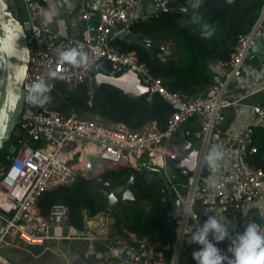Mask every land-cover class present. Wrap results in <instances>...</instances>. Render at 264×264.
Segmentation results:
<instances>
[{
  "label": "built area",
  "instance_id": "built-area-1",
  "mask_svg": "<svg viewBox=\"0 0 264 264\" xmlns=\"http://www.w3.org/2000/svg\"><path fill=\"white\" fill-rule=\"evenodd\" d=\"M151 1L157 7H167L168 3V0ZM21 3L23 19L17 13L16 17L26 36L29 59L22 83L21 113L15 126L20 141L16 151L7 153L3 163L0 161V264H13L2 251L43 247L54 239L76 237L101 240L104 252L110 258H117L119 264H180L186 236L207 219L195 209L197 205L218 211L230 225L241 230L242 208L264 198V170L248 161L256 150L252 146L254 127L264 126V102L252 105L254 125L246 126L239 133L224 134L217 126L223 120L225 109L233 103L226 94L230 84L240 75L244 61L253 57L250 49L264 33V2L250 30L238 36L228 59L215 61L218 70L212 74L206 90L193 94L172 91L161 77L153 75L137 59L134 51H121L114 43L117 25L122 26L124 34L131 32L130 26L138 20L158 15L159 12L137 16V0H103L97 11L92 0H77L76 11L86 22L79 37L61 36L51 29L43 0H21ZM95 16L96 21L92 22ZM72 48L86 54L85 64L60 62L59 54ZM158 56L162 58L161 54ZM123 66L137 73L140 83L147 88L148 98L159 95L171 106L163 129L155 121L131 128L101 116L55 108V94L66 97L80 85H86L87 93L92 94L91 71L114 74ZM41 80L51 85L49 99L43 105L28 99L31 87ZM188 122L194 130L183 127ZM181 128L184 138H191V142L200 139V149L194 170L181 168L178 179H172L166 173V166L168 159H177L183 154L180 148L183 140L178 136ZM213 131L219 135L217 141L224 156L215 185H203L201 169ZM24 133L36 138L24 137ZM32 139H38L39 145L32 146ZM141 163L157 168L165 176L158 187L162 195L169 192L180 200V215L169 212V219L176 225L171 244L138 239L132 233L116 234L107 228L111 216L108 212H101L104 214L99 218L107 229L95 233L70 225L65 204L53 205L47 215L40 213L38 199L45 190L72 184L82 176L95 178L102 191L117 193L123 183L102 178V174L118 165L139 170ZM164 251L168 257L158 263L157 253Z\"/></svg>",
  "mask_w": 264,
  "mask_h": 264
},
{
  "label": "trees",
  "instance_id": "trees-1",
  "mask_svg": "<svg viewBox=\"0 0 264 264\" xmlns=\"http://www.w3.org/2000/svg\"><path fill=\"white\" fill-rule=\"evenodd\" d=\"M263 2L264 0H203L198 11L216 30L213 37L205 40L200 38L195 26L181 27L180 22L187 19L192 12L188 0H168L167 10L159 12L156 17L138 20L130 26L131 32L141 33L158 42L166 41V37L171 34L172 41H169V44L170 46L174 44L176 50L164 58L139 42L125 41L116 37L114 43L121 51H134L137 59L145 63L153 75L161 77L172 91L201 93L206 90L212 74L218 70L215 61L228 59L238 36L247 33L259 16ZM212 63L213 65L210 66ZM148 97V93L139 96L120 94L118 89L111 88L107 84H101L96 92L88 94L86 85H80L66 97L55 94L53 102L56 104V109L64 112L71 110L78 113L85 112L126 123L131 128H139L146 122L155 121L163 129L172 108L159 95ZM189 129L194 130V127ZM19 141L20 134L14 130L8 145L5 143L0 149L2 163L7 153L16 151ZM37 145L39 142H35L34 146ZM252 146L256 150L249 155L248 161L264 170V126L254 127ZM132 171L139 174L134 187L139 196L136 201L118 202L115 207H111V210L120 208L122 211L130 212L129 215H122L116 210L111 228L118 235L127 236V233H132L138 239L171 244L175 237L176 225L169 219L171 210L168 201L169 192L162 195L158 189L163 180L158 175L157 169L145 165L138 171L120 166L106 170L102 178L123 183ZM162 196L165 200H162ZM55 204L68 206V223L78 230H84V213L88 217H93L109 209L97 180L82 176L77 177L72 184L45 190L38 199V207L42 215H47ZM256 221L262 222L260 218H256ZM189 238L190 236H186L185 246L190 247V264H195L191 253L199 245L189 244ZM227 246V240L218 243L222 251ZM94 248L96 251L105 250L101 241H95ZM84 260L86 264H119L117 258Z\"/></svg>",
  "mask_w": 264,
  "mask_h": 264
},
{
  "label": "water",
  "instance_id": "water-1",
  "mask_svg": "<svg viewBox=\"0 0 264 264\" xmlns=\"http://www.w3.org/2000/svg\"><path fill=\"white\" fill-rule=\"evenodd\" d=\"M137 1L144 8L147 16H152L156 12L168 9L166 6L157 7V4L151 0ZM15 7L16 0H0V149L9 140L11 133L15 130L21 113L23 102L22 83L29 59L26 36L20 21L16 17ZM77 25L81 26L82 32L86 22L81 20ZM122 39L139 42L157 55L171 52L170 46L155 41L141 33L126 32L122 35ZM250 53L253 54V57L250 58L253 64H257L260 60L264 59V41L262 36L256 38L255 43L250 49ZM91 76L94 92L97 91L101 84H107L111 88L118 89L120 94L139 96L147 93V88L140 83L137 73L126 66H123L114 74L93 70L91 71ZM23 136L36 138V136H29L27 133H24ZM178 136L183 140L180 146L183 154L180 158L168 159L166 166V173L172 179H178L177 172L181 168H187L189 171L194 170L200 149V139L198 138L194 142L188 141L184 138L183 128L179 129ZM218 137L217 131H213L210 143L212 144L217 141ZM120 166L122 165L112 167L111 169ZM157 171L162 180H165L162 172L158 169ZM207 172L208 165L204 160L201 173L205 176ZM138 177L139 174L136 171H132L123 182L119 192L114 193L112 190L103 191L108 208L113 207L117 202L137 200V196L134 194V187ZM205 184L203 183V185ZM168 201L172 213L179 216L182 210L180 200L175 195L169 194ZM87 217V214L84 213L85 220H87ZM248 222L257 223L263 231L261 224L252 218H244L242 220L241 230H237L235 225H231L230 231L235 235L237 232L243 231V227Z\"/></svg>",
  "mask_w": 264,
  "mask_h": 264
},
{
  "label": "crops",
  "instance_id": "crops-1",
  "mask_svg": "<svg viewBox=\"0 0 264 264\" xmlns=\"http://www.w3.org/2000/svg\"><path fill=\"white\" fill-rule=\"evenodd\" d=\"M102 1L103 0H92L93 8H95L96 11ZM43 2L47 8L46 18L49 22L51 29L54 32L58 33L61 36L69 35L73 37H79L81 35L82 33L81 26L77 25V23L81 21L75 7L77 0H43ZM21 9L22 6L21 8L16 6L15 13L20 14L22 12ZM136 15L139 17H143L146 15L144 8L139 3L136 7ZM58 17H62V20H59ZM96 18H97L96 16L93 17L91 21L95 22ZM114 31L116 36L122 39V35H123L122 26L117 25L114 28ZM262 38L264 41V33L262 34ZM175 50H176V46H172L171 52L161 54L162 58L171 55ZM212 65L213 63L210 66ZM226 94L227 97L233 103L228 108L225 109L223 120L219 122L217 126L218 129L224 134H237L246 126L254 125V119L252 116V105L264 102V59L260 60L257 64H253L250 61V59H246L242 66L240 75L232 81ZM183 127L184 128L193 127V124L191 122H188ZM215 142L214 144L212 143L213 146L214 145L220 146L218 141ZM221 164H222V160L219 162V166L215 171V173L213 174L208 175L209 173V169H208L207 174L202 178V183L211 184L209 182V177L213 175L217 179ZM145 165L146 164L141 163L140 169L138 171L142 170V168ZM196 207H198L197 211L199 212V214L205 217L204 210L206 209L198 205ZM103 214L104 213H99L96 216L87 217V220H85L84 231L92 232V230H94L92 233H95V232H101L102 230H105L107 228L110 230L113 218L111 216L108 218V224H107L108 226L107 228H104L106 227V224H103L99 219ZM239 216L240 218H252L254 220H256V218H260L262 222L259 223L261 224L262 229L264 231V198L245 205L242 208ZM95 241H101V240L95 239L91 241L90 253L91 255H93L92 258L109 259L110 254L104 251L95 250L94 248ZM187 246H188L187 254L189 255L190 247L189 245ZM166 254H167L166 251L158 252L156 255L157 262L159 263L160 260H164L166 258ZM185 258L186 259L183 258L180 264H190L188 258L187 257Z\"/></svg>",
  "mask_w": 264,
  "mask_h": 264
},
{
  "label": "clouds",
  "instance_id": "clouds-1",
  "mask_svg": "<svg viewBox=\"0 0 264 264\" xmlns=\"http://www.w3.org/2000/svg\"><path fill=\"white\" fill-rule=\"evenodd\" d=\"M192 9L190 16L182 20L181 27L185 25L195 26L202 39H210L215 34V27L204 20L198 11L203 0H188ZM187 11V9H185ZM58 59L60 62H67L73 65H83L87 61V56L83 51L76 48L62 51ZM51 85L43 80L35 83L30 91L28 99L31 103L43 105L48 99L47 93ZM224 152L219 145L212 146L204 160L214 173L219 162L222 160ZM209 182L216 183L215 176L209 177ZM230 224L223 218L216 215H209L207 219L199 224L190 234L189 244H197L199 247L192 251V259L195 264H264V231L257 223L248 222L243 227V231L235 235L230 231ZM229 241L226 251L218 247V243Z\"/></svg>",
  "mask_w": 264,
  "mask_h": 264
},
{
  "label": "rangeland",
  "instance_id": "rangeland-1",
  "mask_svg": "<svg viewBox=\"0 0 264 264\" xmlns=\"http://www.w3.org/2000/svg\"><path fill=\"white\" fill-rule=\"evenodd\" d=\"M17 6L21 8L22 3L21 0H16ZM23 9V6H22ZM21 9V13L19 14V18L23 19V10ZM171 34H169L166 37V41L162 42L165 45H169L168 43L171 40ZM175 46L174 44L171 45ZM85 115L90 116L91 114L85 113ZM35 142H39L38 139H32L30 140V143L32 146H34ZM216 143V142H215ZM8 145V141L6 142ZM214 144V143H213ZM213 144L209 145V148L207 150V153L209 149L213 146ZM209 169V174H213L212 170ZM215 173V172H214ZM134 194L138 197V193L134 190ZM141 202H139L140 204ZM115 207V205H114ZM198 207H195L197 210ZM118 210L119 214L122 215H129V211H122L120 208H115L110 211H106L110 213L111 217L113 218L114 212ZM205 217L207 218L209 215H216L217 218H223L226 223H229V221L218 211H208L207 209L204 210ZM66 229L63 228V231ZM94 230H92L93 232ZM91 241L85 239V238H73L71 240L66 239H54L46 243L43 247H23V248H15L11 249L9 251H2L1 253L13 263V264H78V263H85L86 261L84 259H91L93 255H91V247L90 244ZM188 246L185 247L184 252V259L185 257L188 258V261L190 262V257L187 254L188 252Z\"/></svg>",
  "mask_w": 264,
  "mask_h": 264
},
{
  "label": "bare ground",
  "instance_id": "bare-ground-1",
  "mask_svg": "<svg viewBox=\"0 0 264 264\" xmlns=\"http://www.w3.org/2000/svg\"><path fill=\"white\" fill-rule=\"evenodd\" d=\"M185 139H187L188 141H191V140H190L191 138H189V137H186Z\"/></svg>",
  "mask_w": 264,
  "mask_h": 264
}]
</instances>
